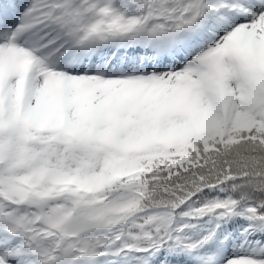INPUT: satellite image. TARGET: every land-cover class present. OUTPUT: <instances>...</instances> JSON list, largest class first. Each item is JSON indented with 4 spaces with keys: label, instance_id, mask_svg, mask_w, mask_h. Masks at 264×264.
Instances as JSON below:
<instances>
[{
    "label": "rangeland",
    "instance_id": "rangeland-1",
    "mask_svg": "<svg viewBox=\"0 0 264 264\" xmlns=\"http://www.w3.org/2000/svg\"><path fill=\"white\" fill-rule=\"evenodd\" d=\"M102 1L105 7L114 9L117 15L105 19L97 8L98 0H0V21L2 9L6 6L9 14L19 17V20L23 12L28 13L27 25L18 23L15 26L27 27L25 31L36 36L37 44L40 42L36 48L29 49L14 58L12 61L14 70L4 65L0 66V129L8 132L0 134V141L5 142V137L11 135L24 141L37 140L38 144L34 149L39 156V162L34 161V163L38 165L41 162L38 165V172H42V167L46 164L49 170L64 167L66 161H70L75 166L86 167L90 149L87 144L94 140L99 142V138H104L107 142L114 141L119 148L139 149L140 143H134L129 140L132 137L120 131L126 130L127 125H122V128L114 126L116 120L113 115L123 112L129 115L130 106H137L141 99H145L138 97V92L145 96L140 89L144 90V87L150 85L153 88V95L158 97L167 90L171 95L178 94L180 80L195 88L201 84L204 89L208 69L203 68L206 69L201 74L204 79H199L198 75L192 72L194 60H205L207 55L212 56L217 53L221 54L219 58L221 60L227 49L224 39L233 34L245 40L244 44L250 45L247 49L242 48L244 54L251 53L255 56V62L264 66L262 53L264 47H260L259 39H256L259 32H264V0H151L149 8L151 20L148 22V27L153 31V35L150 38L130 36V30L136 22L129 21L127 14L129 9L136 6L135 0ZM224 2H227L228 6L221 8ZM233 4L241 9H230L229 6ZM105 9L108 11V7ZM67 10H72L71 16H65ZM136 11L143 15L142 8H137ZM94 15H97V18H94ZM91 16H93L92 22L88 23ZM190 18H193L192 23L189 22ZM107 31H113L116 35L113 36L112 33L111 36L108 34L109 37L104 38L95 35L102 32L106 34ZM167 31L172 33L167 34ZM6 37L7 35L1 38L0 49L11 51L14 42L12 37ZM88 42L93 44L88 45ZM10 43L11 49L8 48ZM77 43H80L79 47H76ZM234 44L240 43L237 41ZM109 46L112 51L108 56L105 51ZM118 47L121 51L129 49V52L123 51L122 54L115 55L113 49ZM131 47L136 51L134 55L131 53L133 51L130 52ZM76 48H80L77 56L74 55ZM214 49L215 51L212 52ZM94 51H99L96 55L97 59ZM227 59H224L225 70L216 67L219 71L217 75H226V82L229 83L227 87L233 89L232 93L235 96V92L241 94L240 91L247 84L246 82L241 84L240 76L236 75V71L229 70L228 65L232 66L233 61ZM31 60L37 62L38 68L31 64ZM24 63H29L30 67H26L23 73L22 65L26 66ZM71 67L80 71L72 74L67 71ZM239 67L245 73V77L249 76L252 68ZM176 73L179 79L175 77ZM169 76H174L173 80L177 84L175 87L170 86V89L167 84V80H171ZM230 79L234 87L230 86ZM23 82L30 84L27 91L23 88ZM37 86L40 92H44L46 104L42 105L40 99L35 96ZM250 87L253 88L254 85ZM194 94L199 104H202L203 91L199 88ZM128 96L129 98H126ZM189 96L193 98L192 94ZM160 105L164 109L191 108L178 96L171 103L165 105L161 102ZM202 112L204 116L201 118V124L198 123V128H202V125L208 126L212 122L207 119L204 109ZM92 114L95 116L92 117ZM82 115L87 117L86 124L89 125L86 128L87 135H78L75 131H71L68 125L69 119H76L78 127H82ZM106 116H113L110 127L104 124L107 120ZM125 123H128V117H125ZM117 124L120 125L121 121H117ZM102 126L109 130L107 135L100 132ZM118 135L123 137L118 138ZM70 140H76L80 146L69 148ZM49 142H53L60 149L54 152L51 149L53 147L48 145ZM22 168L19 164H3L0 168V262L2 264H31L35 261H41L43 264H129L119 251L106 252L113 259L106 260L105 257L97 259L95 254L88 251L91 235H76L72 239V251L68 259H57L52 252H39L40 254L37 255L34 249L25 245L24 240L30 235L26 231L37 224L39 211L32 206L20 207L9 203L3 200L1 195L5 188L9 196L19 195L22 198L24 190L13 189L12 182ZM16 202L19 203L21 200L17 199ZM113 222L108 220L106 224L112 225ZM18 223L20 224L17 226ZM14 229L15 238L14 235L7 234V231L11 232ZM38 234L39 232H36L35 235ZM104 241L105 239H94L92 245L102 247ZM224 254L255 258L256 250L254 247L241 244L227 253L220 247L219 251L217 250L216 260H222ZM204 262L201 257L194 255V264ZM216 263L215 261L213 264Z\"/></svg>",
    "mask_w": 264,
    "mask_h": 264
},
{
    "label": "trees",
    "instance_id": "trees-1",
    "mask_svg": "<svg viewBox=\"0 0 264 264\" xmlns=\"http://www.w3.org/2000/svg\"><path fill=\"white\" fill-rule=\"evenodd\" d=\"M137 2L142 4L146 0ZM138 32L143 33L140 26ZM256 39L263 47L264 32ZM237 41L240 44H234ZM244 41L235 37L227 43L247 49ZM236 55L233 61L239 66L252 68L245 77L236 64L228 67L236 70L241 84H247L241 94L235 92L233 96L226 75L218 76L219 71L210 65L211 60L196 62L193 72L199 79H204L203 68L208 69L205 88L201 84L195 88L181 80L178 84L179 95L193 94L199 88L203 91L202 104L195 98L199 111L196 116L164 109L160 103L171 95L169 90L160 97L151 94L150 98L141 99L139 105L130 106L129 115L124 112L119 115L123 121L128 117L126 130H120L122 134L142 141V149L124 150L112 144L90 147V167L80 168L78 174L101 189L89 195L66 186L56 198L65 205L75 198L77 206L73 214L101 212L102 217L115 216L122 225V234L109 247L112 250L121 247L131 264H193L192 254L170 237L175 227L181 229L183 236L201 240L199 252L203 254L214 255L220 246L230 251L241 244L256 250L255 258L228 255L217 264H264V69L251 53L246 55L235 49L233 56ZM225 65L223 58L216 67L225 70ZM173 79L167 80L168 89L177 85ZM254 81L259 86L251 88ZM230 86L234 87L231 79ZM219 87L224 89L230 107L223 132L216 103ZM203 109L212 125L199 130L191 123L193 118L204 116ZM236 120L248 122L251 127L240 128ZM157 130L172 136L171 146L148 139ZM11 143L15 157L12 159L20 156L24 158L20 160L28 161L30 147L19 140ZM105 161L117 170L137 171L117 178L109 169L99 171ZM111 208L119 211L110 212ZM102 217H96L95 222L101 223ZM142 233H147L150 239H141Z\"/></svg>",
    "mask_w": 264,
    "mask_h": 264
},
{
    "label": "bare ground",
    "instance_id": "bare-ground-1",
    "mask_svg": "<svg viewBox=\"0 0 264 264\" xmlns=\"http://www.w3.org/2000/svg\"><path fill=\"white\" fill-rule=\"evenodd\" d=\"M29 15L26 12H23L20 16V20L17 22L21 25H27L26 21L28 20ZM11 24H13L11 26ZM27 27L23 26H15V23H13L11 20H8L7 18H2L0 21V40L3 36H6V38L12 37V40L14 42V48L11 49V51L1 50L0 49V66L4 65L8 68H11L14 70V63L12 62L14 58L20 54H24L29 49H34L37 44L36 36L32 33H28L25 31ZM10 36V37H9ZM4 38V39H6ZM6 41V40H5ZM6 43V42H5ZM93 42H88V45H92ZM58 66V64H56ZM28 67V66H27ZM70 72L72 74L79 72V69H73ZM30 87V84L27 82H23V88L25 91L28 90ZM35 96L40 99V102L43 104H46V96L44 92H40L39 87L37 86L35 89Z\"/></svg>",
    "mask_w": 264,
    "mask_h": 264
}]
</instances>
